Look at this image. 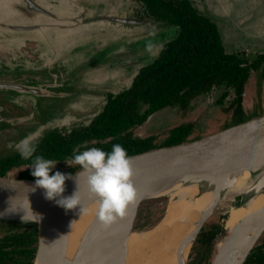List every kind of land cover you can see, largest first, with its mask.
<instances>
[{
    "label": "rangeland",
    "instance_id": "rangeland-1",
    "mask_svg": "<svg viewBox=\"0 0 264 264\" xmlns=\"http://www.w3.org/2000/svg\"><path fill=\"white\" fill-rule=\"evenodd\" d=\"M192 1L216 22L227 51L250 59L264 51V0ZM177 29L149 16L141 0H0V158L25 149L50 131L67 133L88 124L108 95L128 87ZM234 96L229 85L214 87L187 109L171 106L153 113L133 132L154 135V142L160 144L172 127L193 121L188 140L201 137L236 123L239 117L229 108ZM261 114L264 76L258 69L246 83L240 118ZM93 152L87 150L86 160ZM75 160H53L47 165L64 170L75 166L78 171L83 167ZM10 175L17 176L18 169ZM169 196L141 202L135 222L140 230L134 232L152 230L163 219ZM248 199L243 192H234L204 211L201 223L212 209L205 226L219 224L223 232L211 246L193 244L187 264L211 262L218 241L228 231L227 220ZM257 213L258 227L264 223V200ZM143 251L149 260L150 252Z\"/></svg>",
    "mask_w": 264,
    "mask_h": 264
},
{
    "label": "trees",
    "instance_id": "trees-1",
    "mask_svg": "<svg viewBox=\"0 0 264 264\" xmlns=\"http://www.w3.org/2000/svg\"><path fill=\"white\" fill-rule=\"evenodd\" d=\"M141 1L149 16L178 28L175 37L152 62L140 68L128 87L109 94L104 107L88 124L67 133L50 131L25 149L0 158V175L18 169L20 178L57 177L73 173L75 166L64 170L49 167L48 162L72 158L84 167L188 140L193 121L172 127L160 144L154 142V135L139 136L133 129L165 107L187 109L200 95L218 86L234 88L229 108L239 117L236 122L243 120L245 86L253 70L261 69L264 76V51L252 59L227 51L216 22L192 0ZM87 150L94 151L89 160ZM222 232L219 224L203 226L195 243L211 246ZM37 246V222L0 219V264H34ZM246 264H264V247Z\"/></svg>",
    "mask_w": 264,
    "mask_h": 264
},
{
    "label": "water",
    "instance_id": "water-1",
    "mask_svg": "<svg viewBox=\"0 0 264 264\" xmlns=\"http://www.w3.org/2000/svg\"><path fill=\"white\" fill-rule=\"evenodd\" d=\"M220 164L226 166L222 168L218 177L236 165L252 169L253 176L257 169L264 170V114L236 122L195 139L152 147L121 158L99 160L62 176L20 178L0 175V219L37 222L38 246L34 264L43 249L49 250L45 264H66L68 235L72 223L80 212L79 209L100 199L105 190L124 192L123 197L115 202V205L134 193L138 195L139 191L130 212L112 226L115 238L97 239L88 251L84 263L97 264L100 257H103L106 264H110L109 255L126 243L132 232L140 230L135 226V222L141 202L155 197L143 195L139 181L188 176L183 181L184 186L188 187L195 181L194 174ZM206 183L200 182L198 189L201 191ZM260 192L264 193V171L258 185L243 192V197L251 198ZM215 204L216 202L212 206ZM213 212L212 209L208 210L191 247ZM25 215L27 217H23ZM52 226L56 228V236L55 241L50 244L45 241L44 234L45 230ZM234 244V240L230 241L215 254L209 264L223 263L229 257ZM103 246L105 249H102ZM263 247L264 223L255 229L247 247L240 255L237 254L232 264H246L253 254ZM186 263L187 258L184 264Z\"/></svg>",
    "mask_w": 264,
    "mask_h": 264
},
{
    "label": "bare ground",
    "instance_id": "bare-ground-1",
    "mask_svg": "<svg viewBox=\"0 0 264 264\" xmlns=\"http://www.w3.org/2000/svg\"><path fill=\"white\" fill-rule=\"evenodd\" d=\"M226 164L214 165L204 172L194 174V182L188 187L184 180L188 176L160 180L139 181L140 190L145 196L170 195L163 219L152 230L132 232L126 243L109 255L110 264H184L194 236L201 224L204 211L218 199L231 193L248 191L258 185L263 168L252 169L236 165L220 177L218 174ZM220 175V174H219ZM200 182L206 183L202 190ZM123 191L110 189L102 192V197L79 209V214L72 223L65 252L66 264H84L94 242L99 238L114 239L113 225L118 223L132 209L137 194L130 195L120 204L114 203L123 197ZM231 198V197H229ZM264 200V193L248 199L245 206L236 207L227 220L228 231L217 243L216 253L234 240L229 257L221 264H232L237 254L247 247L258 225L257 207ZM220 203V202H219ZM27 217V215L23 216ZM56 236L55 226L45 230L44 239L53 243ZM105 249V246L102 247ZM151 258L145 260V252ZM49 250L43 249L36 264H45ZM97 264H106L100 257Z\"/></svg>",
    "mask_w": 264,
    "mask_h": 264
},
{
    "label": "crops",
    "instance_id": "crops-1",
    "mask_svg": "<svg viewBox=\"0 0 264 264\" xmlns=\"http://www.w3.org/2000/svg\"><path fill=\"white\" fill-rule=\"evenodd\" d=\"M208 219H209V218H208ZM208 219H207V221H208ZM207 221H206V222H207ZM206 222H205V224H206ZM205 224H204L203 226H205ZM193 244H195V242H194ZM187 263H188V262H187ZM187 263H186V264H187Z\"/></svg>",
    "mask_w": 264,
    "mask_h": 264
},
{
    "label": "flooded vegetation",
    "instance_id": "flooded-vegetation-1",
    "mask_svg": "<svg viewBox=\"0 0 264 264\" xmlns=\"http://www.w3.org/2000/svg\"><path fill=\"white\" fill-rule=\"evenodd\" d=\"M257 210V209H256Z\"/></svg>",
    "mask_w": 264,
    "mask_h": 264
}]
</instances>
